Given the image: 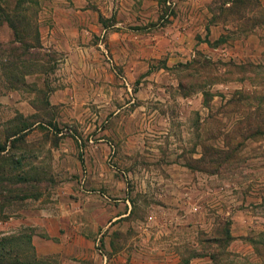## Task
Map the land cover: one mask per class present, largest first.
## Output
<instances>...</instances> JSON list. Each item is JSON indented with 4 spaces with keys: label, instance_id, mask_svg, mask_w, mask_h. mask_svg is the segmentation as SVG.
<instances>
[{
    "label": "rangeland",
    "instance_id": "1",
    "mask_svg": "<svg viewBox=\"0 0 264 264\" xmlns=\"http://www.w3.org/2000/svg\"><path fill=\"white\" fill-rule=\"evenodd\" d=\"M39 218L107 264H264V0H0V264H63Z\"/></svg>",
    "mask_w": 264,
    "mask_h": 264
},
{
    "label": "crops",
    "instance_id": "2",
    "mask_svg": "<svg viewBox=\"0 0 264 264\" xmlns=\"http://www.w3.org/2000/svg\"><path fill=\"white\" fill-rule=\"evenodd\" d=\"M38 226L45 230L49 239L36 237L33 246L39 257L57 256L63 264H107L106 257L93 252V247H81L89 241L81 235L79 226H58L56 218H39Z\"/></svg>",
    "mask_w": 264,
    "mask_h": 264
},
{
    "label": "trees",
    "instance_id": "3",
    "mask_svg": "<svg viewBox=\"0 0 264 264\" xmlns=\"http://www.w3.org/2000/svg\"><path fill=\"white\" fill-rule=\"evenodd\" d=\"M253 243H254V245H256L255 241H253ZM2 247H3V245H2V242L0 241V251L2 250ZM256 252H257L259 258L262 259V261L264 263V233L262 235H260L259 238L257 239Z\"/></svg>",
    "mask_w": 264,
    "mask_h": 264
}]
</instances>
